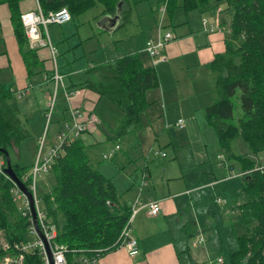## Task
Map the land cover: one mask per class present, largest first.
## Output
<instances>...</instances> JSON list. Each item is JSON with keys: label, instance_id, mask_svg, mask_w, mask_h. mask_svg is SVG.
I'll use <instances>...</instances> for the list:
<instances>
[{"label": "crops", "instance_id": "1", "mask_svg": "<svg viewBox=\"0 0 264 264\" xmlns=\"http://www.w3.org/2000/svg\"><path fill=\"white\" fill-rule=\"evenodd\" d=\"M200 2V9L186 11L183 8L184 0H180L179 9L172 16L167 13L168 20L166 16L162 27L163 30L170 31L174 39L167 46L168 60L156 65L146 53L145 46L150 37L159 34L162 0H121L120 9L117 8L115 14L105 13L104 7L98 5L95 6L96 9H89L90 11L76 16L78 22L75 27L69 26L75 21V16L65 25H52L69 28V33L60 32L56 27L52 32L50 27L48 29L49 39L56 47L64 42V51L72 54L75 60L82 59L83 63L87 60L88 68L79 71H87L95 65L136 54L143 65L154 68L159 77V87L146 93L148 107L141 112L139 124L129 128L126 134H121L125 126L124 111L114 103H105L107 113L121 110L119 114L122 124L116 134L117 139H128L129 153H137L138 162L134 164L138 165L133 171L124 170L117 178L108 175L109 168L104 169L105 174L102 173L114 182L121 204L132 210L137 201L141 205L159 201L161 213L152 217L143 208L136 214L132 223V235L139 242L138 256L132 258L124 247H120L103 255L99 264H216L221 258L211 262V250L216 247L219 219L230 214L225 208L226 200L235 197L237 201L241 195V199L233 207L242 213L240 206L246 197L241 192V187L250 171L233 164L229 154V161L225 162L227 151L219 145L217 134L205 117L206 108L216 100L215 76L210 66L216 56L227 51L231 42L233 10L227 0ZM35 9V0L21 2L22 13ZM88 11L94 12L95 24L91 20H88V24L80 19ZM204 19L209 26H218L219 29L210 32L209 27L203 24ZM24 49L29 50L27 46ZM36 55L33 63L38 66L39 60L43 63L44 70L35 67L27 72L28 65L11 20L10 8L7 4H0V82L11 86L14 92L30 89L29 95L21 99L25 101L23 104H18L19 98L13 92L23 128L30 136L27 117L35 110L40 116L46 117L51 96L46 93L38 101L39 97L35 95L38 102L36 104L32 101L34 86L29 85L33 82L27 83L28 80L25 82V79L34 73L32 80H40V87L53 85L50 79L52 70L45 64L51 58L49 50L36 51ZM38 70L43 71V74L38 75ZM62 73L66 76L68 90H79L81 94L68 101L64 93H61L64 103L55 110L58 131L63 122L68 120L70 107L85 111L92 106L98 107L103 99L91 88L81 84L79 79V83L73 81L72 77L78 72ZM46 77L49 78L45 80ZM91 78H96V75L92 74ZM92 113L99 120L98 126L104 124L103 116L96 114V109ZM179 120L184 121L182 125ZM94 134L89 131L82 137L81 141L87 148H93L99 143V132ZM158 151L165 153L166 157L155 156ZM94 155L96 157L95 153L92 157ZM101 155L98 156L96 166L91 163L100 172L99 164L104 162ZM144 171L149 175V183L141 190ZM111 175H114L113 170ZM50 192L47 191L44 196ZM220 195L226 197L225 205L222 200L224 198ZM240 231L242 234L247 232L244 229ZM206 234L213 237L210 236L208 240ZM201 237L204 238L203 243L194 246L193 242ZM236 244L237 242L230 249L232 253L237 248ZM193 248L199 249L193 253L195 260L191 254ZM221 264H225V260Z\"/></svg>", "mask_w": 264, "mask_h": 264}, {"label": "trees", "instance_id": "2", "mask_svg": "<svg viewBox=\"0 0 264 264\" xmlns=\"http://www.w3.org/2000/svg\"><path fill=\"white\" fill-rule=\"evenodd\" d=\"M23 0H0L11 11L18 40L23 47L25 63L32 65L36 51L31 50L21 21ZM44 13L66 8L72 17L79 16L98 4L105 13L115 14L121 0H40ZM233 10L230 26L231 42L224 54L211 64L215 76V102L206 108L207 123L215 130L219 145L228 153L235 140L241 139L249 154L264 153V0H227ZM200 0H184L183 8H201ZM177 0H170V16ZM27 46L28 51L24 49ZM92 74L96 78H91ZM84 85L107 98L125 113L121 134L140 122L141 112L148 107L146 93L158 88L159 77L154 68H146L136 54L126 55L110 63L95 65L85 73ZM239 95V96H238ZM238 96L241 114L235 116ZM30 137L23 128L19 107L14 102L12 87L0 82V148L19 150L21 142ZM6 162V157L0 153ZM246 171L245 202L240 206L243 221L250 228L237 237V248L230 255L231 264H264V164L256 165L249 158H238ZM6 165V163H5ZM21 181L26 168L12 165ZM5 170V167H3ZM51 173L56 185L43 198V209L57 227L56 243L68 249V259L106 255L121 247V234L131 208L121 204L114 182L91 165L86 145L76 141L66 147L54 163ZM29 188L30 181L25 183ZM14 184L5 180L0 190V233L10 243L28 241L30 217L18 216L14 223L9 216L17 209L13 201ZM247 227V228H248ZM1 239V235H0ZM4 252L0 250V263ZM98 256V257H99ZM26 264H44L39 252L25 255Z\"/></svg>", "mask_w": 264, "mask_h": 264}, {"label": "built area", "instance_id": "3", "mask_svg": "<svg viewBox=\"0 0 264 264\" xmlns=\"http://www.w3.org/2000/svg\"><path fill=\"white\" fill-rule=\"evenodd\" d=\"M36 1V9L23 13L21 15V21L24 27L25 36L28 41V46L31 50L39 51L42 49H48L49 53L55 63V68L51 73V82L54 84L55 94L52 102L49 103L48 122L51 123L55 111L57 97L60 91L64 93V96L68 101L73 97H77L81 94L79 90H68L65 83V75L59 70L57 66L58 61V48L51 43L49 39L48 29L52 25H65L70 23L73 19L71 13L62 8L57 11H51L44 13L42 10L40 0ZM170 0H162L160 7L161 27L159 34L154 37H150L145 46L146 53L151 57L153 64L156 65L159 62H165L168 60L166 50L167 46L174 39L172 33L167 30H163L162 24L168 13V5ZM203 24L205 27H209L210 32H215L219 28L218 26H209V23L204 19ZM49 77H46L47 80ZM14 92V91H13ZM16 96L19 99L27 97L30 93V89L23 91H15ZM183 120H179V124H183ZM99 120L92 111L86 112L76 107H70L69 118L64 121L60 130L58 131L55 141L45 150L44 144L41 145L36 159L32 165L30 175H25L24 184L30 181V186L27 188L34 198V206L36 211V221L41 234L44 236V240L40 237L37 228L35 226L34 216L31 210V203L28 196L21 191V189L13 182L14 188L12 190L14 203L20 204L18 207L23 217H30L31 226L29 233L33 235L34 239L29 241H21L16 243H10L8 240L1 242V250L4 255L1 260V264H26L25 255L31 252H39L42 256L44 264H99L100 256L93 257H78L69 262L68 249L64 245L56 243L58 236L57 227L49 220L47 212L42 207V200L37 197V179L45 174L51 173L55 161L65 152L66 147L73 145L76 141L81 140L82 137L87 134L91 128L98 127ZM121 150L119 145L115 146L112 152L102 155L103 161H112L114 155ZM155 156L166 157L165 153L156 152ZM149 183V175L147 172H143L140 183L141 190H143ZM221 202V200H218ZM143 208L148 210V214L152 217H156L161 213V205L159 201H150L146 205H141L139 201L131 210L130 218L124 227L121 239L123 241L121 247H124L129 256L134 258L140 254V247L138 240L132 235V223L136 214ZM204 238L201 237L198 241L193 242L196 246L199 243H203ZM221 264L222 260H218Z\"/></svg>", "mask_w": 264, "mask_h": 264}, {"label": "rangeland", "instance_id": "4", "mask_svg": "<svg viewBox=\"0 0 264 264\" xmlns=\"http://www.w3.org/2000/svg\"><path fill=\"white\" fill-rule=\"evenodd\" d=\"M179 2L180 0H177V7L175 10L179 9ZM89 11L86 12V14H84L85 16H83V18H81L82 17L81 16L80 19L88 24H89L88 20H91V23L95 24V18H94L95 15H93L94 12L92 11L89 12ZM93 11H96V10H93ZM168 17L169 15H167V20H168ZM74 18H75V21L72 24H69V26L75 27V24L78 22L77 20L78 18L77 17H74ZM54 27L58 28L60 32H64V31H66L67 33L70 32L69 28L65 29L60 26H50L51 32ZM64 44H65L64 42H60L57 47L59 48L57 66L61 72L63 71L78 72L76 73V75L72 77V79L73 81L77 83H79L78 82V79H79L81 81L80 83L84 84L85 79H86L84 72L86 70H83V71H79V70H82L83 68H88L87 60L85 59L84 63L82 59L75 60L72 54H69V52L64 51V48H63ZM79 53L80 52H78V54ZM37 62H38V66H36V64L34 63H32L31 66L28 65V69L26 68L27 72L32 71L33 69L31 68H35V67H41L42 70H44L43 63H41L39 60ZM45 64L49 65L51 70L55 68V63L52 57L47 59ZM37 74L38 75L43 74V71L39 72L38 70ZM33 75L34 73L30 74L31 77L29 76L25 79V82L28 80L27 83L33 82V83H30L29 85H33L34 89L36 85V89L35 90L33 89L34 92H32L33 93L32 101H34L37 104L38 102L35 99V95L36 97H39L38 99L39 101L42 97L45 96L46 93H48L49 96H51L50 102H49L51 103L54 97V94H55L54 84L52 86L50 85L49 87L47 86L40 87L39 86L40 80L38 81H35L34 79L32 80V78L34 77ZM65 83L67 84L66 76H65ZM15 85L18 86L17 84ZM61 93L62 91H60L58 94L55 110L61 104L64 103L63 99L61 98ZM238 96L234 100L236 117H238L241 114V108H240ZM24 102H25L24 100L18 99V104H23ZM105 103H111L110 105L113 104V102H111L110 100L104 97L102 99L101 104H99L98 107L95 108L94 106H92L91 109L88 108L86 110V111L94 112L96 109V114H98L99 116H103L104 118L103 119L104 124L102 123L100 126L90 129V133L92 134L94 133L96 134L97 132H99V134L97 135V142L99 140L100 141L99 143H97L95 147L87 148L88 149L87 152L89 153V158H90L91 163L93 164V166H96V163L99 161V158H98L99 155L112 152L115 149V146L119 145L122 148V151L121 150L118 151L114 155V159L112 161H104L103 163L99 164V167H100L99 169L101 170V173L102 172L104 173V169L109 168L110 171L108 175L114 176V178H117L123 174L124 170L129 171V172L133 171V169L138 165V163L137 165L134 164L138 162V160H136L137 153H133V154L129 153V141L127 138L117 139L116 134L120 130L121 124H122V121L120 120L121 116L119 114L120 113L119 111L121 110L119 111L114 110V111H110L109 113H107V110L105 108ZM48 110H49V107L46 111V115H45L46 117L42 115L40 116L38 112H36L37 110H35L33 113H30V115L27 118L29 122V129L31 131V136L21 142L19 150H16V151L11 150L9 154L12 165L13 163H16V162L20 163L21 166L26 168V171H25L26 175H30L32 164L34 163L36 159L37 153L39 149L41 148V145L44 144L45 150H46L50 147V144L55 141L54 139L58 132V125L56 124V120H57L56 114L54 111L53 120L51 123H49L48 118H47L48 113H49ZM41 113L44 114L43 111H41ZM93 153L96 154V157L95 155L94 157H92ZM228 154L231 156V162L233 164L239 165L243 168H244V164L238 159L239 157H245V158L247 157L252 162H254L257 166L260 164H264V153H260L258 155L249 154L246 144L241 139H237L233 142L232 150L230 153L226 152L225 162L229 161ZM5 163H6L5 160L2 158V160L0 161V190L3 188L6 179L11 180L4 173L3 167L5 168L7 167ZM102 164L104 165V167ZM112 170L114 171V175H111ZM55 185H56L55 176L52 173H48V174L40 176L37 179V197L42 200L43 198L42 196H44V194L47 193V191L48 192L51 191L55 187ZM244 186H245V180L243 181L241 192L243 191ZM119 191H120V188H119ZM242 193L243 195H245L244 191ZM220 196L224 198L222 200H223V204L225 205L226 197L224 195H220ZM239 197L240 198L238 200L241 199V195ZM226 201H227V204L225 205V208L227 207L226 209L228 212H230V214L228 215L225 214L221 219H219L218 233H217V237L215 238L216 247H213V249L211 250L212 255H211L210 261L211 262L217 261L218 258H221V260H225V264H231L230 255L232 254V251L230 249L232 248L233 244L237 242V237L242 235L240 230L244 229L248 231L250 228L254 227L255 223L252 221L249 225L250 228L245 224V222L243 221L242 213L237 212L235 210V206L233 207V205L236 204L237 202L235 197H232ZM243 201L245 200L243 199ZM16 206H17L16 207L17 209L15 210V213L12 215V217L9 216L11 223H14L18 216H21V212L18 209V207H20V204H17ZM0 235H1V242L5 241L6 239L5 234L0 233ZM210 236L212 235L211 234L205 235V237L208 238V240ZM33 239H34L33 235H30L28 241L33 240ZM0 250H1V245H0ZM196 251H199V249L193 248V250L191 251L192 252L191 254L194 260H195V256L193 253L194 252L196 253ZM210 261L208 260V263ZM216 264H219V263L217 262Z\"/></svg>", "mask_w": 264, "mask_h": 264}, {"label": "water", "instance_id": "5", "mask_svg": "<svg viewBox=\"0 0 264 264\" xmlns=\"http://www.w3.org/2000/svg\"><path fill=\"white\" fill-rule=\"evenodd\" d=\"M118 9H120V5H118ZM0 153H3L6 157V166L7 167L5 168L4 173L21 189V191L23 193H25L28 196L30 203H31V210H32L34 220H35V226L37 228V231H38L40 237L44 240V236L41 234L39 227H38V224H37V221H36V211H35V206H34L33 194L27 189L26 185L20 180V178L15 173V171L12 167L9 152L0 148Z\"/></svg>", "mask_w": 264, "mask_h": 264}]
</instances>
